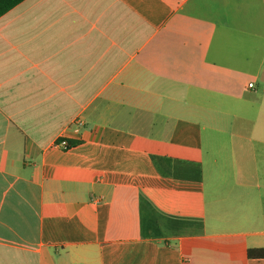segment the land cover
Wrapping results in <instances>:
<instances>
[{
    "label": "crops",
    "instance_id": "1",
    "mask_svg": "<svg viewBox=\"0 0 264 264\" xmlns=\"http://www.w3.org/2000/svg\"><path fill=\"white\" fill-rule=\"evenodd\" d=\"M258 250L264 0H24L0 17V264Z\"/></svg>",
    "mask_w": 264,
    "mask_h": 264
},
{
    "label": "trees",
    "instance_id": "2",
    "mask_svg": "<svg viewBox=\"0 0 264 264\" xmlns=\"http://www.w3.org/2000/svg\"><path fill=\"white\" fill-rule=\"evenodd\" d=\"M24 0H0V17L3 16L6 12H8L10 9L18 5ZM70 145L73 146L74 143L70 142ZM193 174L190 176V178H193L195 180H201V168L199 165H196L192 169ZM256 254L258 255H264V252L261 250L258 251H250L249 255L250 256H255Z\"/></svg>",
    "mask_w": 264,
    "mask_h": 264
},
{
    "label": "built area",
    "instance_id": "3",
    "mask_svg": "<svg viewBox=\"0 0 264 264\" xmlns=\"http://www.w3.org/2000/svg\"><path fill=\"white\" fill-rule=\"evenodd\" d=\"M249 87L252 88L253 84L250 83ZM83 126H84V122L81 119H77L76 121H74V131L76 133H79V131L83 128ZM55 145L56 147H59L62 149H68L71 147L69 141L66 139L59 140Z\"/></svg>",
    "mask_w": 264,
    "mask_h": 264
}]
</instances>
